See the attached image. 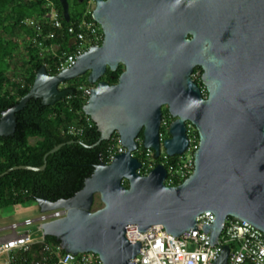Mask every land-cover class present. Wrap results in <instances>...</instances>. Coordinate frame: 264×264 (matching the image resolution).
<instances>
[{
  "label": "water",
  "instance_id": "water-1",
  "mask_svg": "<svg viewBox=\"0 0 264 264\" xmlns=\"http://www.w3.org/2000/svg\"><path fill=\"white\" fill-rule=\"evenodd\" d=\"M60 3L70 22V1ZM93 16L104 32L102 43L56 74L43 65L29 92L0 118V136L14 135L17 113L30 99L55 105L75 91L62 83L87 74L92 89L83 110L101 133L91 147L118 132L126 148L112 162L95 165L71 197L36 200L42 211H67L42 223L45 236L56 237L67 251H93L102 264H137L141 242L129 240L127 230L162 224L180 236L212 211L213 223L203 224L211 244L229 216L264 231V0H95ZM120 65L117 83L101 79ZM197 66L207 95L192 77ZM165 105L174 119L162 140ZM188 121L199 134L194 171L176 185L166 184L162 163L139 173L142 162L133 153L140 133L156 157L162 147L180 155L190 145ZM62 146L46 153L42 166L17 165L0 177L17 169L44 170L49 154ZM97 195L103 206L94 209ZM230 252L225 245L212 264H227Z\"/></svg>",
  "mask_w": 264,
  "mask_h": 264
},
{
  "label": "trees",
  "instance_id": "trees-1",
  "mask_svg": "<svg viewBox=\"0 0 264 264\" xmlns=\"http://www.w3.org/2000/svg\"><path fill=\"white\" fill-rule=\"evenodd\" d=\"M45 1L0 0V118L4 110L29 92L36 72L43 65L48 69L52 67V73H56L57 57L50 52L43 56L34 41L35 29L23 23L26 18L44 15L47 11ZM55 1L63 13L60 0ZM87 1L82 4L84 7ZM62 18L67 27L69 22L63 14ZM56 38L62 43L60 55L74 50L67 31H57ZM22 51L28 58L20 64L17 55ZM123 69L122 65L116 71L108 69L101 79L110 84L117 83ZM20 78L25 83L24 87ZM71 87L75 89L74 93L55 105H44L40 98L30 99L27 106L17 113L15 134L0 136V175L17 165L42 166L46 153L63 143L59 150L49 154L44 170L17 169L0 177V208L26 200L36 201L40 197L51 200L71 197L83 187L95 165L106 161L105 151L112 141L104 140L91 147L101 135L95 122L81 135L67 133L69 125L86 115L83 110L86 99L77 87ZM203 90L207 95L204 86ZM31 137L37 138L36 143L31 144ZM139 139L143 140V133ZM47 240L58 242L54 236H47Z\"/></svg>",
  "mask_w": 264,
  "mask_h": 264
},
{
  "label": "built area",
  "instance_id": "built-area-1",
  "mask_svg": "<svg viewBox=\"0 0 264 264\" xmlns=\"http://www.w3.org/2000/svg\"><path fill=\"white\" fill-rule=\"evenodd\" d=\"M46 8L48 10L46 14L26 18L23 23L35 29L34 41L41 48V54L44 56L45 53L50 52L57 57L54 68L58 73L71 67L77 56L86 51L83 46L87 40L92 42V46L101 44L100 40H103L104 32L93 16L95 7L87 8L80 20L70 21L67 27L64 26L62 13L54 1L48 2ZM63 30L71 36L74 50L60 55L62 43L56 38V33ZM51 69L52 67L48 70L52 73ZM19 81L24 87L23 79L20 78ZM91 89L92 87L88 85H82L78 90L86 99ZM167 124L170 123L163 119L161 126ZM87 127L92 126L85 117H82L80 121L69 125L67 133L81 135ZM187 133L190 138L188 149L191 148L192 143L197 149L199 143L192 141L189 126ZM111 141L105 151L106 161L103 162L106 163L112 162L116 154L126 150L118 132L112 135ZM147 155H151V152H147ZM184 159L178 167L175 164L168 165L161 162L168 170L165 180L167 185L181 183L183 178L186 179L194 171V157L184 156ZM140 160L142 167L138 169V172L141 174H147L158 164L153 165L147 160ZM40 212L36 218H27L22 222L0 227V233L6 231L0 235V264H102L100 255L93 251L74 253L67 251L59 241L47 240L42 223L66 216L65 207L40 210ZM214 218L215 214L212 211L202 213L197 218V229L192 230L193 227L180 236L166 231L162 224L153 225L146 231L127 230L126 236L129 240L141 242V249L134 257V261L137 264H212L221 256L224 246L230 245L231 252L227 264H264V231L262 229L247 220L229 216L224 222L218 242L211 244V233L203 231V224L213 223ZM34 224V228L24 232L18 230L21 226Z\"/></svg>",
  "mask_w": 264,
  "mask_h": 264
},
{
  "label": "rangeland",
  "instance_id": "rangeland-1",
  "mask_svg": "<svg viewBox=\"0 0 264 264\" xmlns=\"http://www.w3.org/2000/svg\"><path fill=\"white\" fill-rule=\"evenodd\" d=\"M50 1L56 2L55 0H46L45 1L46 7H47V3ZM71 1H73V0H71ZM94 7H95V0H88L85 7L83 5L80 7H74L72 5L71 6V22L75 21L76 19L80 20L82 18L83 13L85 12V10L87 8L93 9ZM47 11H46V13H47ZM63 17H64V15H63ZM100 43H102V40H100ZM90 46H92V42L90 40L89 41L87 40L84 43L83 49L87 50ZM27 58H28V56H26V53L23 51L17 55V61L21 62L20 64H23ZM87 79H88V75L84 74V75L76 77L72 80L66 81L65 83H62L60 86H61V88L67 87V86H75L79 89V87L82 85L87 86L86 85ZM164 119H166V121H168L169 123L171 121H173V119L170 117L169 112L166 110V108L164 109ZM187 124L190 128V137H192V139H193L192 141L195 140L197 143H199V137L197 134L196 127L190 122H187ZM169 125L170 124L161 126V132H162V138L163 139L170 135V133H169L170 126ZM36 140H37V138L31 137L30 138L31 144L36 143ZM195 150L196 149L194 148V144L192 143L191 148L188 149L184 154L170 156L167 154L165 148L162 147L161 155L159 157H155L154 151L152 149H150V151H148V149H146L143 146L142 140H141L140 147L138 150L134 151V155L136 157L141 158L142 160H147L150 164H153V165H156L157 163L164 162V163H167L168 165L175 164L178 167V164L182 163L183 160H185L184 156L194 157ZM147 152H151V155H147ZM184 179L185 178H183L182 181ZM102 206H103V203L101 202L100 197L97 195V199H96V203L94 205V209L100 208ZM40 213H41L40 207L35 200H26V201L21 202V203L9 204L5 207L0 208V227L12 224L14 222H22L27 218H36L40 215ZM35 224L30 225V226H21V227H19L18 230L20 232H24L27 229L34 228ZM5 232L6 231L1 232L0 235L4 234Z\"/></svg>",
  "mask_w": 264,
  "mask_h": 264
},
{
  "label": "flooded vegetation",
  "instance_id": "flooded-vegetation-1",
  "mask_svg": "<svg viewBox=\"0 0 264 264\" xmlns=\"http://www.w3.org/2000/svg\"><path fill=\"white\" fill-rule=\"evenodd\" d=\"M70 1V12H71V6L73 5L74 7H80L83 3H84V1L85 0H73V1H71V0H69ZM123 66V65H122ZM124 67V66H123ZM202 74H203V69L200 67V66H197L196 68H195V70H194V72H193V74H192V77L194 78V80H195V82L200 86V87H202V89H203V82H202ZM64 88V87H63ZM205 94V93H204ZM166 108V110L168 111V106L167 105H165V106H163V119H164V109ZM169 112V111H168ZM169 115H170V113H169ZM170 117L172 118V119H174L171 115H170ZM172 122V121H171ZM171 122H170V124H171ZM189 122V121H188ZM191 123V122H190ZM141 133H143V131L141 132ZM140 133V134H141ZM166 138V137H165ZM162 140H163V138H162ZM140 142H141V140H139ZM142 142H143V140H142ZM140 147V146H139ZM154 151V150H153ZM154 156H155V152H154ZM156 157V156H155ZM145 174V173H144ZM126 185H128V182L127 181H125L124 182Z\"/></svg>",
  "mask_w": 264,
  "mask_h": 264
}]
</instances>
